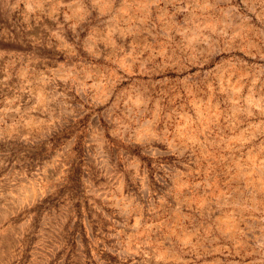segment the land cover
<instances>
[{
    "label": "rangeland",
    "instance_id": "1",
    "mask_svg": "<svg viewBox=\"0 0 264 264\" xmlns=\"http://www.w3.org/2000/svg\"><path fill=\"white\" fill-rule=\"evenodd\" d=\"M0 264H264V0H0Z\"/></svg>",
    "mask_w": 264,
    "mask_h": 264
}]
</instances>
